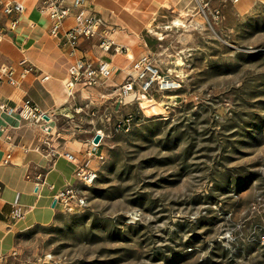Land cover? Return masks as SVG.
<instances>
[{"label": "rangeland", "instance_id": "obj_1", "mask_svg": "<svg viewBox=\"0 0 264 264\" xmlns=\"http://www.w3.org/2000/svg\"><path fill=\"white\" fill-rule=\"evenodd\" d=\"M169 12L144 55L175 84L125 105L87 90L70 100L54 135L82 151L104 135L95 182H74L87 206L18 232L2 264H264V0Z\"/></svg>", "mask_w": 264, "mask_h": 264}, {"label": "crops", "instance_id": "obj_2", "mask_svg": "<svg viewBox=\"0 0 264 264\" xmlns=\"http://www.w3.org/2000/svg\"><path fill=\"white\" fill-rule=\"evenodd\" d=\"M16 1L23 4L24 11L18 16L17 27L7 30L0 39V67H11L18 82L13 85L6 79L0 81V103L16 106L26 98L31 99L47 114L45 120L51 130L47 136L41 127L17 115L0 116V264L12 250L18 232L37 224H49L55 219L59 206L55 204L52 207L54 193L75 182L76 165L66 159L64 153L73 154L81 163L88 161L92 167L98 164L95 158L86 154L91 148L89 140L84 141L82 151L81 147L59 140L54 135L53 124L61 118L68 119L64 113L67 104L77 95H82L84 90L87 93L97 91L101 98L113 95L114 87L123 82L132 62L148 52L146 29L158 16L177 8L180 2L82 0L86 11L101 16L118 30L123 27L113 34V39L125 50L122 53H105L97 47L95 40H87L74 54H70L62 35H50V20L39 10L41 0ZM188 1L185 0V3ZM255 1L258 0L233 3L238 11H242ZM7 20L4 18V21ZM73 22L74 13H71L63 20L62 32ZM76 58H85L94 63L105 60L111 66L112 75L105 83L80 89L73 98H68L64 83L68 65ZM21 59H26L33 66V71L25 77H20L21 67L18 63ZM86 98L89 99L90 94ZM98 153H103L100 144L92 152L94 155ZM7 155L9 160L4 162Z\"/></svg>", "mask_w": 264, "mask_h": 264}, {"label": "built area", "instance_id": "obj_3", "mask_svg": "<svg viewBox=\"0 0 264 264\" xmlns=\"http://www.w3.org/2000/svg\"><path fill=\"white\" fill-rule=\"evenodd\" d=\"M231 1L236 2L238 0ZM82 4V0H41L39 10L46 14L50 20V35L53 37L62 35L70 49V54H74L82 42L87 40H95L97 47L105 53L124 51L125 48L120 47L113 39L116 26L110 24L101 16L86 11ZM23 11L24 6L19 1L0 0V39L7 30H14L17 27L19 23L18 16ZM71 13H74L73 25L62 32L63 20ZM4 18L8 20L4 21ZM18 65L21 67L20 77H25L26 74L33 71V66L26 59H21ZM111 75V66L105 60L94 63L85 58H76L67 68V78L64 83L66 95L68 98H73L81 88L99 86L105 83ZM158 78H160L158 69L152 63L151 58L143 55L132 62L130 71L126 74L123 82L114 87V93H116L121 104L125 105L133 100L137 101L139 89L144 88L149 91L152 85L158 81ZM2 79H6L13 85L18 82L14 77L13 69L7 66L0 67V81ZM43 79H47V77H43ZM158 83L159 86L162 85L166 88L174 85V82L164 78L159 80ZM131 95L133 97L129 98ZM3 114L7 116L17 115L32 124L38 123L44 133H50L51 127L47 125L44 118L47 114L29 98L22 100L16 106L0 103V116ZM134 120L135 116L129 113L117 125V129L124 130ZM2 130H5L4 127ZM100 136L102 140L104 135L101 134ZM100 142L95 144L91 139L89 142L91 148L86 151V154L90 158H95L98 163L104 159V154L94 155L92 152L93 149L99 146ZM64 157L76 165L74 171L75 181L85 187H89L95 182L97 178L96 167L88 165V161L81 163L69 152H65ZM8 160L9 155L6 156L4 162H8ZM53 196V201L69 214L83 211L88 202L82 189L75 183L67 184L64 188L57 190ZM16 215H18V212H16Z\"/></svg>", "mask_w": 264, "mask_h": 264}, {"label": "water", "instance_id": "obj_4", "mask_svg": "<svg viewBox=\"0 0 264 264\" xmlns=\"http://www.w3.org/2000/svg\"><path fill=\"white\" fill-rule=\"evenodd\" d=\"M44 118L47 119L48 117L45 116ZM100 140H101V136H100L99 133H96V134L93 136V138H92V141H93V143H95V144H98V143L100 142ZM55 204H56V202L53 201V203H52V207H54Z\"/></svg>", "mask_w": 264, "mask_h": 264}, {"label": "bare ground", "instance_id": "obj_5", "mask_svg": "<svg viewBox=\"0 0 264 264\" xmlns=\"http://www.w3.org/2000/svg\"><path fill=\"white\" fill-rule=\"evenodd\" d=\"M176 23H179V21L177 20ZM160 38H161V36H160ZM177 62H179V61H177ZM174 84H175V83H174ZM141 89L145 90L144 88H141ZM49 127H50V126H49ZM102 135H103V133H102Z\"/></svg>", "mask_w": 264, "mask_h": 264}]
</instances>
